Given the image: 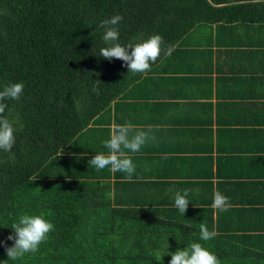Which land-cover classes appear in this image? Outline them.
I'll return each mask as SVG.
<instances>
[{
  "label": "trees",
  "instance_id": "trees-1",
  "mask_svg": "<svg viewBox=\"0 0 264 264\" xmlns=\"http://www.w3.org/2000/svg\"><path fill=\"white\" fill-rule=\"evenodd\" d=\"M211 3L229 4L223 9L228 24L264 25V0H0V91L24 84L18 101H0L15 129L11 152L0 150V241L14 244L7 237L23 214H43L54 225L38 251L17 260H10L0 244V262L169 264L170 253L200 243L219 264H264V185L234 168L223 172L221 162L215 172L213 156H203L210 146H202L201 157L195 146L190 163L165 159L160 171L139 159L140 180L118 172L122 179L114 203L97 189L111 177L110 167L97 170L89 164L95 154L108 152L103 141L110 139L113 123L151 125L154 114L167 106L186 112L187 106L168 104L163 90L157 91L161 77L147 76L156 73L158 62L184 52L176 50L186 46L184 37L196 38L190 31L209 19ZM117 14L123 17L116 26L122 46L163 37L161 54L148 71L132 73L123 61L99 56L106 46L100 22ZM193 62L191 72L202 74L204 65ZM96 80L99 95L92 91ZM180 95L191 100L192 93ZM233 114L217 116L219 138L236 132L230 127ZM197 121L194 117L192 123ZM207 122L211 126L214 119ZM221 144L225 149L231 142ZM154 173L166 180L145 183ZM143 185L141 193H131ZM185 190L189 204L182 214L174 196ZM216 191L228 197V211L212 208ZM201 223L216 236L202 240Z\"/></svg>",
  "mask_w": 264,
  "mask_h": 264
},
{
  "label": "crops",
  "instance_id": "crops-1",
  "mask_svg": "<svg viewBox=\"0 0 264 264\" xmlns=\"http://www.w3.org/2000/svg\"><path fill=\"white\" fill-rule=\"evenodd\" d=\"M211 5L213 9L209 10V19L190 31L196 38L184 37L182 42L185 41L186 46L176 50L184 52L180 51L183 53L169 57V62H158L155 66L156 73H149L147 76L161 77L157 91L163 90L166 96L164 100L168 104L187 106L186 112L178 113L167 106L168 112L162 109L154 114L151 125L157 126L156 140L142 146L139 152L128 154L134 165L139 159H143L148 167L160 171L158 165L164 164L165 159H183L190 163L195 158L194 147L197 146L200 151L202 146L204 149V145H208L210 147L204 149L203 156H213L215 172L217 164L221 162L223 172L234 168V171L239 170L253 182L264 185V25L260 22L228 24L223 9L229 4ZM193 59L194 64L204 65L202 74L195 75L191 72L190 60ZM146 89L151 90L150 87ZM180 91H186L188 95L192 93L189 97L191 100L180 95ZM233 110L234 121L230 127L236 132L232 135L221 134L219 138L217 116ZM209 116L214 119L211 126L207 122ZM194 117L198 118L196 123H192ZM224 127L230 128L228 125ZM208 128L213 131L212 135L204 131ZM219 140L231 144L224 149L222 144L219 147ZM144 149L148 153L143 152ZM211 149L213 151L209 153ZM197 156H202L201 151ZM232 156L237 157L234 162L230 159ZM133 174H137L136 179H141L138 172ZM173 178L169 181L176 180ZM120 179L122 178L118 177V172L112 173L110 178L102 180L104 185L97 188L107 192L105 197L112 203L115 202L114 195L118 187L116 182ZM164 180L166 179L154 173L153 176H147L144 182L151 184ZM216 180L217 178L214 179L215 183ZM253 188L256 189L254 186ZM143 189L144 185L131 193H141Z\"/></svg>",
  "mask_w": 264,
  "mask_h": 264
},
{
  "label": "clouds",
  "instance_id": "clouds-1",
  "mask_svg": "<svg viewBox=\"0 0 264 264\" xmlns=\"http://www.w3.org/2000/svg\"><path fill=\"white\" fill-rule=\"evenodd\" d=\"M123 17L119 14L109 19L102 20L99 27L104 30L103 43L106 45L100 49L99 56L107 60L112 58L119 59L124 62L129 72L144 73L150 69V63H155L161 54V45L164 43L163 37L159 34L152 35L147 40L137 43H129L122 46L119 42V31L116 27ZM166 54H171L169 46ZM92 91L99 95L98 85L101 83L96 80ZM24 84L11 83L0 91V101L5 99L19 100L23 95ZM7 105L0 102V150L11 152L15 144L14 122L3 116ZM157 126L146 125L136 126L131 123L111 125L110 139L103 141L108 149L107 154L100 152L95 154L89 164L97 170L110 167L112 173L121 172L131 179L135 172V165L128 154L137 153L142 146L150 141L156 140L155 131ZM189 194L185 190L183 194L176 192L174 196L175 207L184 214L187 210L189 201L186 198ZM228 197L222 195L219 191L213 194L212 208L221 212H226L231 208ZM14 234L9 235L7 240L14 241L11 247L3 241L5 251L10 260L22 258L27 253H35L38 251L39 245L45 241L50 231L54 229V225L48 222L43 214L29 215L23 214L11 226ZM216 236L215 231H209L207 226L200 224V238L208 241ZM171 260L169 264H219V260L215 254L204 248L200 243H191V245L183 250H177L170 253ZM7 264V262H0Z\"/></svg>",
  "mask_w": 264,
  "mask_h": 264
},
{
  "label": "rangeland",
  "instance_id": "rangeland-1",
  "mask_svg": "<svg viewBox=\"0 0 264 264\" xmlns=\"http://www.w3.org/2000/svg\"><path fill=\"white\" fill-rule=\"evenodd\" d=\"M83 145H85V143H83Z\"/></svg>",
  "mask_w": 264,
  "mask_h": 264
}]
</instances>
